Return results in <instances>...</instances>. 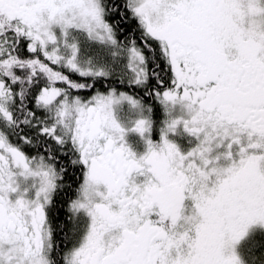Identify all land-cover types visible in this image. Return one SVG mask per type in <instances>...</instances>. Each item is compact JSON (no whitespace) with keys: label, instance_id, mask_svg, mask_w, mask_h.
I'll use <instances>...</instances> for the list:
<instances>
[{"label":"snow or ice","instance_id":"snow-or-ice-1","mask_svg":"<svg viewBox=\"0 0 264 264\" xmlns=\"http://www.w3.org/2000/svg\"><path fill=\"white\" fill-rule=\"evenodd\" d=\"M0 264H264V0H0Z\"/></svg>","mask_w":264,"mask_h":264},{"label":"flooded vegetation","instance_id":"flooded-vegetation-1","mask_svg":"<svg viewBox=\"0 0 264 264\" xmlns=\"http://www.w3.org/2000/svg\"><path fill=\"white\" fill-rule=\"evenodd\" d=\"M128 141L132 145L134 150H136L138 152L143 150V146H142L140 140L134 141L133 138L128 137Z\"/></svg>","mask_w":264,"mask_h":264},{"label":"rangeland","instance_id":"rangeland-1","mask_svg":"<svg viewBox=\"0 0 264 264\" xmlns=\"http://www.w3.org/2000/svg\"><path fill=\"white\" fill-rule=\"evenodd\" d=\"M129 137H130V138H133L134 141H135V140H136V141L139 140V137L136 136L135 134H130Z\"/></svg>","mask_w":264,"mask_h":264}]
</instances>
